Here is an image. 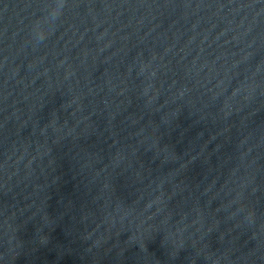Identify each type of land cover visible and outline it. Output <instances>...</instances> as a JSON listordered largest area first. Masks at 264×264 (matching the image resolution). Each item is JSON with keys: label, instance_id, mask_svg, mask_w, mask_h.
Returning <instances> with one entry per match:
<instances>
[{"label": "clouds", "instance_id": "1", "mask_svg": "<svg viewBox=\"0 0 264 264\" xmlns=\"http://www.w3.org/2000/svg\"><path fill=\"white\" fill-rule=\"evenodd\" d=\"M67 0H49L45 13L34 21L31 26L30 39L35 42H43L47 39L57 21L60 20L66 7Z\"/></svg>", "mask_w": 264, "mask_h": 264}]
</instances>
